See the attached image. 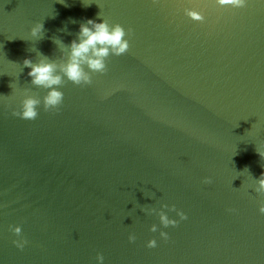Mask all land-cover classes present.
Instances as JSON below:
<instances>
[{
  "label": "water",
  "instance_id": "95a60500",
  "mask_svg": "<svg viewBox=\"0 0 264 264\" xmlns=\"http://www.w3.org/2000/svg\"><path fill=\"white\" fill-rule=\"evenodd\" d=\"M89 18L132 29L130 48L90 85L65 78L45 111L23 60L66 59L52 38L69 45ZM25 95L41 99L35 120L12 115ZM256 149L264 0H0V264H264ZM160 210L179 223L165 228Z\"/></svg>",
  "mask_w": 264,
  "mask_h": 264
},
{
  "label": "clouds",
  "instance_id": "9594fccd",
  "mask_svg": "<svg viewBox=\"0 0 264 264\" xmlns=\"http://www.w3.org/2000/svg\"><path fill=\"white\" fill-rule=\"evenodd\" d=\"M220 6H232L241 8L246 5V0H216ZM185 14L195 21L203 22L205 20L201 11L192 8H185ZM100 16V13L98 14ZM33 37L43 39L44 24L43 21L36 22L30 29ZM132 29L127 31L120 23L109 24L106 19L97 22L95 19H87L79 25V32L75 39L69 45L64 44L59 38L53 37V42L58 45L62 55H66V59L62 58L58 62L49 59L47 56L40 53L39 59L33 62L31 58H24L23 66L30 69L28 76L31 77V84L46 89V94L43 96V108L45 111H59L60 105L63 103L64 94L60 90V86L67 81H71L78 86H86L92 83V73H105L107 71L106 59L110 55L120 56L128 52L130 48L129 36ZM41 104V99L33 95H25L20 103L19 108L12 110V115L25 120H35L38 116V106ZM258 155L264 159V151H258ZM264 167V166H262ZM247 169V168H245ZM248 170V169H247ZM204 183L212 182L211 177H205ZM255 191L264 194V171L261 172L256 180ZM162 208H169L175 211L181 220L187 219L186 213L176 209L175 205H162ZM142 211L151 213L156 212L155 208H143ZM235 211V209H229ZM259 212L264 214V202L259 205ZM161 224L167 228L168 226H176L179 221L170 218L166 212L160 210L158 212ZM11 230L17 235H21V227L14 226ZM152 232H156L157 225L152 224ZM160 236L167 240L168 233L161 230ZM130 242L136 240V236L129 234ZM13 243L20 249H23L27 243L26 239L14 240ZM157 246L155 238L147 241V247L154 248ZM97 261L103 262V255L97 253Z\"/></svg>",
  "mask_w": 264,
  "mask_h": 264
}]
</instances>
